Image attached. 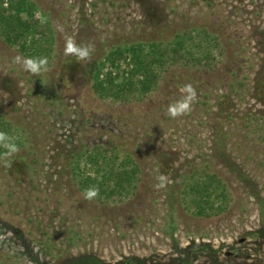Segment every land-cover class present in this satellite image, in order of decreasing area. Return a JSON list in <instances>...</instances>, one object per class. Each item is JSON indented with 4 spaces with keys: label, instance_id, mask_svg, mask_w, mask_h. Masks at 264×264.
Segmentation results:
<instances>
[{
    "label": "rangeland",
    "instance_id": "obj_1",
    "mask_svg": "<svg viewBox=\"0 0 264 264\" xmlns=\"http://www.w3.org/2000/svg\"><path fill=\"white\" fill-rule=\"evenodd\" d=\"M28 1L46 37L10 45L0 30V131L21 149L10 168L0 159V264H264V0ZM56 24L95 45L91 63L64 55ZM195 28L214 35L193 46L211 65H157L144 98L95 91L96 66L117 84L133 67L104 61L111 50L169 48ZM17 55L47 57L50 70L24 71ZM189 83L198 100L172 118ZM133 167L128 194L84 199L87 176ZM160 174L170 183L157 190ZM197 184L223 211L199 212Z\"/></svg>",
    "mask_w": 264,
    "mask_h": 264
},
{
    "label": "trees",
    "instance_id": "obj_2",
    "mask_svg": "<svg viewBox=\"0 0 264 264\" xmlns=\"http://www.w3.org/2000/svg\"><path fill=\"white\" fill-rule=\"evenodd\" d=\"M0 0V30L5 41L14 45L18 42H22L23 46L33 42L28 40L31 36L40 35L46 37V29L43 25L39 24V20L34 18L32 6L28 0ZM206 28L192 29L185 31V33L177 34L175 39L171 42V47H165L163 42H150L149 44L138 43L130 47H116L111 50L110 53L105 57L104 61H108L113 66H118L119 62L124 59H131L133 67L124 71L122 76L124 81L121 84L115 83L116 75L114 70L111 69L108 72L103 70L105 62L100 66H96L94 72V84L95 91L99 92L102 96H120V92L127 91L139 94L144 98L153 88L158 84L159 74L156 71V66L159 69L165 68L169 64H175L183 59H189L195 61L197 64H210L211 55H203L202 57L194 56V47H199L203 44L206 39H211V33ZM211 35V37H210ZM208 40L213 44L212 40ZM218 40L214 39V43L218 45ZM147 46V47H146ZM148 49V50H147ZM187 54L189 57H187ZM116 68V67H115ZM104 74L106 77H103ZM91 162L98 163L96 157L90 158ZM138 167L130 169H122L117 172L113 169L105 172L103 179L99 176L93 177L89 175L82 182L84 187L97 186L101 192L100 194H128V191L133 184L132 181L135 178L134 175L137 172ZM96 174H100V168L96 170ZM211 181V180H210ZM220 183L218 180H216ZM209 184V183H208ZM198 185V184H197ZM213 184L210 183V186ZM200 187L201 194V206L199 209L200 213L205 216L217 214L223 211V206L219 205L215 207V202L208 205L211 202L206 198L208 193L207 185H198ZM219 186V185H218ZM109 191L105 192L106 189ZM199 190V189H198ZM213 201V200H212ZM208 206L206 211L203 208ZM87 264H105L97 258H90L87 260Z\"/></svg>",
    "mask_w": 264,
    "mask_h": 264
},
{
    "label": "clouds",
    "instance_id": "obj_3",
    "mask_svg": "<svg viewBox=\"0 0 264 264\" xmlns=\"http://www.w3.org/2000/svg\"><path fill=\"white\" fill-rule=\"evenodd\" d=\"M55 28L60 32L65 40L64 55L74 56L78 62H92L95 45L91 42L78 44L76 40L65 33L63 25L56 24ZM13 62L19 64L24 71L30 72L33 75H39L42 72L49 71V60L47 57H22L15 56ZM181 98L171 103L167 108V113L172 118L182 117L189 114L194 103L198 100L196 88L192 84H185L179 89ZM18 137L9 135L5 131H0V147L5 149V152L0 155L5 167H11L12 157L19 154L20 147L17 144ZM158 181L154 187L159 190L165 188L170 183L168 177L160 174L156 177ZM100 195V190L97 186H90L84 191V199L93 201Z\"/></svg>",
    "mask_w": 264,
    "mask_h": 264
}]
</instances>
